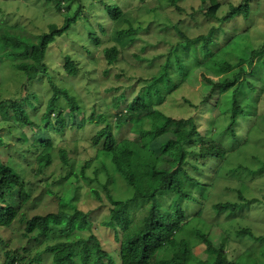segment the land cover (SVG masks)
Wrapping results in <instances>:
<instances>
[{
    "label": "rangeland",
    "instance_id": "rangeland-1",
    "mask_svg": "<svg viewBox=\"0 0 264 264\" xmlns=\"http://www.w3.org/2000/svg\"><path fill=\"white\" fill-rule=\"evenodd\" d=\"M241 2L242 0H64L65 8L58 12L55 2L51 0H0V36L8 32L33 43L38 42L40 35L49 33L51 26L61 29L65 24L66 13L72 16L81 10L79 20L49 48L46 57L48 71L39 79L30 82L22 72L13 67L11 61L2 63L0 60V138L3 140L0 159L8 162L12 158L16 160L17 166L26 165L30 158L24 156L31 143L39 145L52 141L54 161L44 175L36 180L25 166V177L35 188V201L26 206L29 218L59 210L73 213L75 206L85 212H94L97 226L105 220L109 203L98 200L92 191L105 196L103 184L107 181V175L101 169L97 174V168L102 167V158L97 155V149L91 146V139L97 131L108 125L118 143L132 140L135 136L132 122H117L116 115L119 111L113 108L114 97L126 93L128 99H132L141 89L143 82L140 79L158 74L167 59L173 57V50H180L179 44L185 41V37L195 39L207 34L218 24L212 18L223 17L231 4L239 5ZM67 6L70 7L68 11ZM107 6L121 9L120 19L113 20ZM251 8V19L225 25L229 32L227 35H235V38L230 45L229 54L221 59L236 65L239 59L245 58L246 62L235 67L231 73L244 69L247 72L246 78L258 90L252 95V103L248 106L246 116L239 120L236 127L237 140L233 141L231 135L224 132L229 120L221 113L222 110L214 104L202 103L203 97L210 91L202 74L217 81L231 73L216 75L206 68H198L188 82L167 96L166 102L159 108L168 117L192 118L188 125L180 129L190 131L197 127L201 137L215 139L227 147L229 152V155L225 154V157L228 155L226 165L214 166L215 169L207 166L205 169L203 179L214 187L209 189L208 198L198 197L205 203L183 205L190 226L199 225L214 244L224 247L232 259L239 258L247 250H253L264 261V83L259 80L260 76L250 74L248 63L251 52L264 44V0H251ZM131 29L133 31L130 34H120L123 30ZM96 37L99 41L94 40ZM112 47L118 48L122 53L116 65L110 67L103 52ZM67 55L78 64L79 73L76 76L67 75L64 68ZM263 60L264 56L256 59L255 63L259 64ZM108 69L111 71L106 75L105 71ZM244 76L242 74L239 80ZM52 84L68 90L82 108L80 115H72L65 97L60 96L61 105L67 107L63 113L66 127L61 132L56 129L57 118L54 115L53 126L44 129L43 115L54 95ZM244 88L247 89V86ZM231 94L232 90L218 96V102L225 110L231 107ZM243 99L241 94V103ZM9 100L21 102L37 125L35 129L22 127L14 122ZM29 102L34 106H30ZM122 109L125 110V104ZM152 109L149 108L148 113L139 118L141 128L152 127ZM100 115L105 116L107 123L98 125L97 120L90 121L92 116ZM253 116H257L255 121ZM215 128L217 134L214 132ZM62 150L67 152L71 168L63 167L60 158ZM240 166L242 168L239 171H232ZM20 169L24 173L22 167ZM68 169L72 170L69 178L59 181L68 175ZM126 173L132 177L138 192H144L145 187L139 174L135 171ZM217 173L222 179L215 182ZM115 179L117 182L111 184L112 193L118 199L130 198L133 193L132 185L128 186L125 179L122 180L117 175ZM47 191H52L53 194ZM218 201L246 202L248 205L232 216H219L211 211L212 204ZM170 203V197H165L164 207H168ZM201 210L202 219L197 217ZM96 228L98 230H95V234L104 243L106 251L112 255L116 264H121L117 251L119 245L115 242L113 232ZM244 230L249 232L238 234ZM21 233L23 230L17 224L10 229H1L0 248L2 241L8 243L6 246L9 249L24 244L25 241L21 242L20 239ZM88 234L89 232L82 234V238H87ZM63 240L64 237L56 235L38 247L35 246V249L44 251L47 246H54ZM204 251L203 242L195 244L194 255L211 260L212 256ZM105 262L109 263V260L106 259ZM43 264H51V261L48 259Z\"/></svg>",
    "mask_w": 264,
    "mask_h": 264
},
{
    "label": "trees",
    "instance_id": "trees-1",
    "mask_svg": "<svg viewBox=\"0 0 264 264\" xmlns=\"http://www.w3.org/2000/svg\"><path fill=\"white\" fill-rule=\"evenodd\" d=\"M51 1L55 2L58 12L64 10V0ZM66 8V11L70 9L69 6ZM107 11L113 20H118L122 16V11L118 7L107 6ZM80 12L81 10L72 16L66 13L64 26L61 29H57L55 25L51 26V31L40 35L37 43L28 42L8 32L2 34L1 62L11 61L13 67L22 72L30 82L39 79L48 71L46 57L49 48L79 20ZM251 18V0H242L239 5L231 4L226 15L212 18L218 23L217 26H213L207 34L195 39L185 37V41L179 44L180 50H173V57L167 59L158 74L140 79L143 82L141 89L132 99L129 100L126 93L114 97L113 108L119 111L116 115L117 122L119 124L132 122L135 136L132 140L118 143L108 125L97 131L91 139V146L97 149V155L102 158V167L97 168V174L101 169L107 175V181L103 184L105 196L98 191H92L98 200L102 202L106 200L109 203L107 217L100 225L97 226L94 212H85L75 206L73 213L59 210L46 215L28 217L26 206L35 201L33 200L35 188L25 177L26 167L29 170L27 172L36 180L44 175L54 161L52 141L39 145L31 143L24 156H29L30 159L26 165L23 164L24 166L21 164L17 166L16 160L12 158L8 162L0 159V230L10 229L17 224L23 230L20 234L21 242L25 241L15 249H9L6 246L8 243L2 241L0 264H43L48 259L51 264H116L112 255L106 251L102 240L95 234V230H98L96 227L113 232L115 242L119 245L117 251L121 264H264L253 250H247L237 259L230 258L224 247L214 244L199 225L190 226L183 205L205 203L198 197L208 198L209 189L214 188L203 179L205 169L207 166L215 169L214 166L226 165L229 152L227 147L215 139L201 137L197 127L190 131L180 129L188 125L192 118L168 117L159 108L166 102L167 96L188 82L189 77L198 68H206L220 75L231 73L235 67L246 62L245 58H241L233 65L221 59L229 54L230 45L235 38V35H227L229 32L225 25ZM132 31L123 30L120 34L126 35ZM94 40L99 41L97 37ZM121 53L116 47L104 49L103 55L107 65L110 67L116 65ZM221 53L223 56H220ZM263 56L264 44L251 52L248 63L251 68L250 74L260 76L259 80L264 83V60L259 64L255 63L256 59ZM65 60L64 68L67 75H78L77 62L69 55ZM110 71L111 69L106 70L105 74L108 75ZM242 74L245 76L239 80ZM246 75L247 72L242 68L218 78L217 81L207 77L205 73L202 74V79L210 86V91L203 97L202 103L218 106L217 108L222 110L221 113L227 116L229 122L224 132L229 133L233 141L237 140L236 127L239 120L246 116L248 106L252 103V95L258 92L255 84L250 83ZM52 87L54 95L43 115L44 129L53 126L54 115L57 118L56 129L61 132L66 127L63 113L67 107L61 105L60 96L65 97L72 115L75 113L80 115L82 108L68 90L60 89L55 84H52ZM231 90V107L225 110L219 104L218 96ZM241 94L244 97L242 103L239 100ZM35 97L39 101L37 96ZM9 101L14 122L22 127L35 129L37 125L21 102ZM29 104L34 106L30 102ZM123 104L125 110L122 109ZM7 108L9 109V106ZM149 108H153L154 121L150 129H144L140 126L139 118L147 114ZM7 115L6 112L5 117ZM256 117L253 116L254 121ZM95 120L98 125L107 123L105 116L102 115L90 118L91 122ZM214 132L217 134V129ZM1 143L2 138L0 145ZM60 158L63 167H70V158L66 151H60ZM241 168L242 166L232 171H239ZM68 171V175L59 181L69 178L72 170ZM126 171H135L139 174L145 187L144 192H138L132 177ZM116 175L122 180L125 179L128 186L132 185L133 193L127 200L118 199L112 193L111 184L117 182ZM83 176L87 179L84 174ZM219 179H222V176L217 173L214 181ZM47 192L53 194L52 191ZM165 197L171 199L168 207L163 205ZM62 201L65 204L64 200ZM247 205L246 202L218 201L212 204L211 211L219 216L222 214L232 216ZM197 217L202 219V210ZM86 232H89L87 238H82V234ZM246 232L249 231L244 230L238 234ZM56 235L59 238L64 237V240L54 246H47L44 251L35 249V246L38 247ZM199 242L205 244L204 252L212 256L211 260L194 255V246ZM106 259L109 263L105 262Z\"/></svg>",
    "mask_w": 264,
    "mask_h": 264
}]
</instances>
